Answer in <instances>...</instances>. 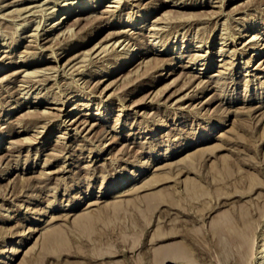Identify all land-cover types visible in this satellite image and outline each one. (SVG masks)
Returning <instances> with one entry per match:
<instances>
[{"label":"rangeland","instance_id":"obj_1","mask_svg":"<svg viewBox=\"0 0 264 264\" xmlns=\"http://www.w3.org/2000/svg\"><path fill=\"white\" fill-rule=\"evenodd\" d=\"M77 1L88 10L50 29ZM263 43L264 0H0V263L260 260L264 96L242 99L264 93V57L253 58ZM163 46L179 57L150 52ZM131 52L135 64L119 71ZM36 69L45 73L26 74ZM35 98L43 103L18 106ZM228 129L239 138L228 141ZM208 130L209 141L193 143ZM121 179L122 193L153 185L96 197ZM222 223L232 240L214 231ZM170 252L185 257L156 258Z\"/></svg>","mask_w":264,"mask_h":264},{"label":"bare ground","instance_id":"obj_2","mask_svg":"<svg viewBox=\"0 0 264 264\" xmlns=\"http://www.w3.org/2000/svg\"><path fill=\"white\" fill-rule=\"evenodd\" d=\"M172 1V0H171ZM98 3V2H97ZM89 4H91V3H89ZM89 4H88V6H89ZM72 5V8L71 7H69V8H71L69 11H64L63 12V15H62V17L60 18V19H57V20H55V21H53L52 22V25H51V28L50 29H56V28H58L60 25H63L64 23H65V19H67L68 17H69V15H67V14H71L72 13V15L73 14H78V13H80V12H85V11H87L88 10V7L85 5V1H84V3H83V1L80 3V1H77L76 3H72L71 4ZM96 5V3H93L92 4V6L91 7H94ZM110 6H116V5H110ZM176 6H178V5H176ZM183 7H195V6H197V4H193V3H188V2H185L183 5H182ZM96 8V7H95ZM56 14V11L54 12V15ZM71 16V15H70ZM102 17V16H101ZM51 18V17H50ZM96 19H99V16H97V17H95ZM143 18V17H142ZM95 19V20H96ZM160 18L159 19H155V23H157V22H160ZM78 21V20H77ZM76 21V22H77ZM79 22V21H78ZM75 23V22H74ZM111 22H109V24H110ZM137 20H130V21H128V23H126V25H128V28L126 29V31H124V32H127V34L129 33L130 34V30L131 29H135V28H137L138 27V25H137ZM111 24H113V23H111ZM140 25V24H139ZM62 28V27H61ZM151 29H158V28H156V27H151ZM133 32V31H132ZM64 33H61V35H63ZM248 34H247V31H245V33L243 34V35H241L240 37H243V36H247ZM58 36V35H57ZM251 41L250 42H252V41H254V40H256V39H254V36L253 37H251V39H250ZM257 41V40H256ZM254 43H258V41L257 42H254ZM264 44V43H263ZM194 46H197L198 48H201V47H203L204 45L203 44H199V45H194ZM183 49H182V51L181 52H184V51H186L188 54L189 53H191V51H192V49H187V50H185V48H187V46H185V45H183V47H182ZM253 49L255 48V47H252ZM175 48H172V51H171V48H168L167 46H163V47H161V48H154V49H152V50H150V52H156V53H172V55H173V53H176V55L179 57V55H180V51H175L174 50ZM3 51H8V50H3ZM260 51V54H262V55H259V54H254V57L253 58H255V57H257V56H261L260 58H262V57H264V48H262V49H260L259 50ZM186 52H184V54L186 53ZM193 55H194V57H193V64H195V62H197V59H198V57L199 56H201V55H199V54H196V53H192ZM181 55H182V53H181ZM124 60H123V62L117 67V69L120 71V70H122L123 69V67H125V69H127L128 67H130V66H132V65H134L135 64V62H136V59H134L133 60V58H135V55H133L132 54V52L131 53H129L128 55H125L124 57ZM173 58V57H172ZM253 58L251 59V60H249L248 61V64H250L251 62H252V60H253ZM203 59H205V58H203ZM38 60V59H37ZM172 60V59H171ZM223 60V59H222ZM35 61V60H34ZM36 62H39V60L38 61H36ZM166 62V61H165ZM172 62V61H171ZM26 64H31V63H29V62H27ZM206 64V62H204L203 63V65H205ZM183 67H191L190 65H179V68H183ZM3 68V65H2V67L0 66V71H1V69ZM112 69H109V70H106L105 72H106V74H111L112 73ZM43 73H45V71L44 70H38V69H36V70H34V73H30V72H28V73H26V74H33V75H41V74H43ZM169 72H166V74H168ZM163 74V73H162ZM169 74H172V72H170ZM49 95V94H48ZM264 96V93H262V95H261V93H256V96L255 97H252V98H243L242 99V102H246V101H248V102H251V101H253V100H260L261 99V97H263ZM71 99V98H70ZM263 100V99H262ZM52 102H57V101H52ZM59 102H61V101H59ZM64 102H65V105H67V103H68V101L67 100H64ZM43 102L41 101V100H39L38 98H35L34 100H30V101H22V103H20V105H18V106H25V107H27V106H33V107H37L39 104H42ZM74 104V103H73ZM72 104V105H73ZM78 104V103H77ZM80 104H85V106H86V103H80ZM16 108V106L15 107H13L11 110H10V112L11 111H13L14 109ZM19 108V107H18ZM52 108V107H51ZM70 108V107H69ZM75 109H77V107H74V108H71L70 109V111H68L67 112V116H72V113H73V110H75ZM62 110H65V107H63L62 108ZM252 110V109H251ZM248 111H250V109L248 110ZM81 112V111H80ZM241 112V111H240ZM244 113V112H243ZM80 114H84V115H90L91 113H89V112H85V113H80ZM92 116H94V118L96 117V119L97 120H104V114H102L101 113V111H99V112H97V113H92ZM26 117H28V118H34V119H36V118H40V117H42V113L41 112H30L29 111V114L26 116ZM74 121V120H73ZM99 125V124H98ZM235 126V125H234ZM25 130H27V129H25ZM210 130V129H209ZM206 131L208 134H206V136L204 135V136H200V137H198V139H195L194 141H193V143L194 142H198V143H201V142H207V141H209V139H211L212 138V136H213V134L215 133H213L212 131ZM228 132H230L231 134L230 135H232V136H228V137H226L227 138V140L228 141H230V142H232V141H235V140H237L238 138H239V134H238V132L235 130V129H228L227 130ZM205 133V132H204ZM47 137V136H46ZM190 145L188 144V145H186V147H189ZM221 147V145H218V146H216L214 149H218V148H220ZM199 151V150H198ZM175 153V152H174ZM202 153H204V151H201V154ZM208 153V152H207ZM172 155H173V152L171 153ZM166 156H168L167 155V153H165V154H162V158L163 157H166ZM205 158V157H204ZM199 159V158H198ZM155 159H153V161H154ZM139 174L140 173H136V172H134L133 174H132V177H134V179H136V178H138V176H139ZM219 174V173H218ZM228 175H229V173H228ZM227 175V176H228ZM0 176H2V175H0ZM220 176H223V173H221V175ZM139 179H141V177L139 178ZM139 181V180H138ZM157 181V180H156ZM126 182H127V179H121L120 181H118L117 183H115L113 186H112V188L113 189H110V190H101V193L99 194V195H96V197H106V196H110V194H112V193H116V192H118V193H122L123 191H125V190H123L124 189V186L126 185ZM158 183V182H157ZM149 185H153V183H151V182H148L147 184H144V185H142L141 187H147V186H149ZM133 187H134V185H133ZM136 187V186H135ZM140 187V188H141ZM127 188V187H126ZM139 187H136V188H133L132 190H127V192H125L126 194H128V193H130V192H132V191H135V190H138V189H140ZM129 189V188H128ZM188 190V189H187ZM191 190V189H190ZM193 190V189H192ZM140 191V190H139ZM185 192V191H184ZM125 193H122V194H125ZM169 193H171V192H169ZM173 193V192H172ZM172 193H171V195H172ZM176 193H178V191L176 192ZM190 193V192H189ZM131 194V193H130ZM179 194V193H178ZM152 195V194H151ZM119 196V195H118ZM181 196H183V194L181 195ZM201 196H203V195H201ZM191 197V196H190ZM193 197H195V196H193ZM174 198H175V196H174ZM185 198V197H184ZM184 198H180V199H184ZM198 198H200V197H198ZM171 199V198H170ZM185 199H187V198H185ZM184 199V200H185ZM191 199V198H190ZM168 200V199H167ZM167 200H164V199H159L157 202H156V205H158V204H160V203H164V201L166 202ZM173 200V199H172ZM175 200V199H174ZM184 200H182V201H184ZM169 201V200H168ZM176 201V200H175ZM94 202V201H93ZM93 202H89L88 204H92ZM170 202V201H169ZM178 202H179V199H178ZM185 202H186V200H185ZM192 202V201H191ZM176 203H177V201H176ZM112 204V203H111ZM165 204H168V205H174L175 203H173V202H170V203H165ZM183 204H184V202H183ZM182 204V205H183ZM155 205V206H156ZM188 205V204H187ZM79 206V203H74V204H72L71 205V207H63V208H61L60 210H73V209H76L77 207ZM114 206H115V204H114ZM180 207H181V204H180ZM183 208H185V205H184V207ZM189 208V207H188ZM211 209V208H210ZM181 210V209H180ZM80 216V215H79ZM83 216V215H82ZM36 219H38V220H40V218H36ZM236 219V221L238 220L237 218H235ZM240 220V219H239ZM233 221H234V219H233ZM236 221H234V222H236ZM233 222V223H234ZM238 222V221H237ZM214 224V223H213ZM212 224V225H213ZM238 225V223H235L233 226H235V225ZM239 224H240V222H239ZM226 226L227 225H223V223H222V226H221V224H217V225H214V231L216 232V234H219V236H221V238H225V239H227V238H232V235H233V233H232V235H228L229 233L231 234V230L230 229H228V230H230L229 232H228V230H227V228H228V226H227V228H226ZM238 227V226H237ZM52 228V227H51ZM55 229H57V228H55ZM54 228L52 229V230H55ZM30 230H34V229H30ZM52 230H49V231H46V233L45 234H43L42 235V237L41 238H43V240H42V243H41V245L43 246V244L45 245V242L47 241H50V243L52 242V240H53V237H51L52 235H54V232H55V235H56V233H59L57 230H55V231H53L52 232ZM169 232V231H168ZM52 234V235H51ZM51 235V236H50ZM215 236H217V235H215ZM218 236V237H219ZM227 237V238H226ZM235 237V236H234ZM217 239V238H216ZM232 240V239H231ZM236 240V239H235ZM234 239H233V241H235ZM54 241V240H53ZM225 241H227L228 242V240H225ZM41 242V241H40ZM39 242V243H40ZM219 242H220V240H219ZM19 243H20V241H19ZM38 243V242H37ZM221 243H223V241L222 242H220L219 244H221ZM232 243V242H231ZM226 244V243H225ZM35 245H37V244H35ZM55 244L54 243H52V246H54ZM227 245V244H226ZM225 245V246H226ZM42 246L40 247V248H42ZM49 246H51V245H49ZM171 246H172V244H171ZM33 247V246H32ZM44 247V246H43ZM34 248V247H33ZM52 248V247H51ZM55 248V247H54ZM42 249H45V248H42ZM6 250V249H5ZM7 252H9L10 251V249H8V250H6ZM44 251H46V250H44ZM3 252H5V251H3ZM3 252H2V254H3ZM12 252H13V255H15L17 252H18V249L17 248H14V249H12ZM35 252V251H34ZM38 252V251H37ZM156 252V251H155ZM5 254V253H4ZM182 257H185V255H180V254H176V253H174V252H170V253H167V254H164L162 257L161 256H157L156 258L158 259V261H160V260H163V259H168V258H175V259H182ZM260 257V260H256V263L255 264H264V255H262V256H259ZM13 260V258H11V257H8V261H1V263L0 264H10V262L9 261H12ZM161 263H162V261H161ZM160 264V263H159Z\"/></svg>","mask_w":264,"mask_h":264}]
</instances>
